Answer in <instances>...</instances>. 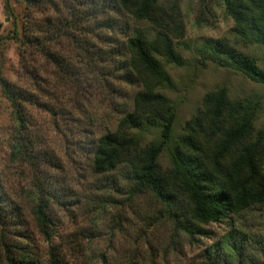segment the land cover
Masks as SVG:
<instances>
[{
	"label": "trees",
	"instance_id": "obj_1",
	"mask_svg": "<svg viewBox=\"0 0 264 264\" xmlns=\"http://www.w3.org/2000/svg\"><path fill=\"white\" fill-rule=\"evenodd\" d=\"M68 1L71 6L67 8V19L58 21L53 28L35 32L33 24L28 23L20 30L13 28L11 34L14 39L20 34L25 47L42 53L75 90L77 67L50 51L45 42L59 44L63 37L72 45V59L82 62L84 67L90 66L89 71L98 78H116L136 85L129 108L117 109L114 128L101 133L90 149L89 166L94 175L103 178L97 187L107 191L105 197L108 193L127 198L148 194L161 205L173 229L190 242L196 237H206L204 226L209 223L230 219L245 210L264 209V130L253 131L256 108L252 104L230 99L224 87H217L202 95L200 106L183 123L181 132L173 133L175 110L159 88L170 84L161 62L182 64L173 41L180 36L181 29L176 7L165 8L158 0ZM210 1L213 0H198L200 13L201 8L206 12L204 8ZM216 1L231 18L236 35L264 44V0ZM25 2L28 6L54 3ZM137 22L147 24L153 31L135 28ZM90 24L95 38L103 37L96 32L101 30L108 33L107 38L112 31L121 35L120 46L112 48L108 40L107 46L89 54L86 40L75 34L87 35ZM44 34L50 35L47 40ZM202 49L212 63L264 84V70L225 39L207 40ZM113 57H116L114 74ZM0 92L9 103L14 121L9 155L29 169L33 191L30 213L38 233L48 242L47 262L65 264L59 250L51 244L54 234L49 211L52 204L61 202L55 197L54 181L44 168L56 167L57 159L47 150L43 138L29 130L30 121L23 104L32 103V94L1 76ZM162 154L167 158L165 167L159 163ZM2 197L0 190V224L8 219ZM257 242L241 227L233 225L204 246L202 256L208 264H259L252 245ZM2 253L5 264H37L18 243L3 242Z\"/></svg>",
	"mask_w": 264,
	"mask_h": 264
},
{
	"label": "rangeland",
	"instance_id": "obj_2",
	"mask_svg": "<svg viewBox=\"0 0 264 264\" xmlns=\"http://www.w3.org/2000/svg\"><path fill=\"white\" fill-rule=\"evenodd\" d=\"M53 2L28 6L25 0H7L5 6L4 0H0V76L32 94V103L23 104L30 121L29 130L43 138L47 150L57 159L56 167L44 168L54 181L53 193L61 202L52 204L49 215L54 234L51 244L59 250L64 263L208 264L202 248L236 225L254 241L258 240L252 244L254 258L264 264V209L245 210L230 219L209 223L204 226L206 237H196L190 242L173 229L161 205L148 194L127 198L108 193L105 197L107 191L97 187L103 178L94 175L89 166L90 149L101 133L114 128L117 109L129 108L137 88L116 78L103 80L95 76L89 71L90 66L84 67L82 62L72 59L74 51L67 39L60 37L59 44L45 42L50 51L77 67L75 90L42 53L20 42V34L18 39L13 38V28L20 30L29 23L37 32L66 20L69 1ZM158 3L165 8L176 7L181 21L180 36L173 41L182 64L161 62L170 84L159 88L175 110L174 135L181 132L183 123L200 106L202 95L217 87H224L230 99L252 104L256 108L253 131L264 130V84L212 63L202 49L207 40L223 38L264 70V44L236 35L231 18L216 0L206 5V12L201 8V13L198 0H158ZM88 27L87 35L74 34L86 40L89 54L107 46L108 40L112 48L120 46L122 37L116 32L112 31L107 38L105 31H96L103 37L95 38L92 24ZM134 27L153 31L143 22L135 23ZM44 36L47 40L50 35ZM115 62L113 57L112 74L116 72ZM13 127L9 103L0 92V190L3 206L8 208V219L0 224V264H5L3 242L18 243L37 264H48V242L38 233L30 213L33 191L29 169L9 155ZM159 163L167 166L165 154L160 156Z\"/></svg>",
	"mask_w": 264,
	"mask_h": 264
}]
</instances>
